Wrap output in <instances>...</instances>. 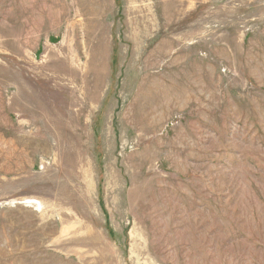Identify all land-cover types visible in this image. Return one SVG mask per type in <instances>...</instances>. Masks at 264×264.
Wrapping results in <instances>:
<instances>
[{"label":"rangeland","instance_id":"rangeland-1","mask_svg":"<svg viewBox=\"0 0 264 264\" xmlns=\"http://www.w3.org/2000/svg\"><path fill=\"white\" fill-rule=\"evenodd\" d=\"M0 264H264V0H0Z\"/></svg>","mask_w":264,"mask_h":264},{"label":"bare ground","instance_id":"bare-ground-1","mask_svg":"<svg viewBox=\"0 0 264 264\" xmlns=\"http://www.w3.org/2000/svg\"><path fill=\"white\" fill-rule=\"evenodd\" d=\"M71 85V84H70Z\"/></svg>","mask_w":264,"mask_h":264}]
</instances>
